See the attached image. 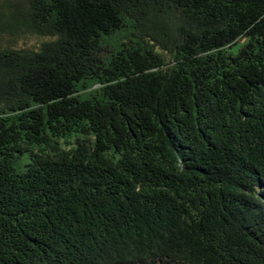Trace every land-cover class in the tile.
I'll use <instances>...</instances> for the list:
<instances>
[{"label":"trees","instance_id":"obj_1","mask_svg":"<svg viewBox=\"0 0 264 264\" xmlns=\"http://www.w3.org/2000/svg\"><path fill=\"white\" fill-rule=\"evenodd\" d=\"M0 264H264V0H0Z\"/></svg>","mask_w":264,"mask_h":264}]
</instances>
